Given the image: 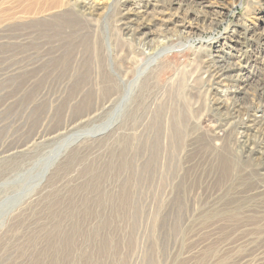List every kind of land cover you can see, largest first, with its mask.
Returning <instances> with one entry per match:
<instances>
[{"label": "rangeland", "instance_id": "obj_1", "mask_svg": "<svg viewBox=\"0 0 264 264\" xmlns=\"http://www.w3.org/2000/svg\"><path fill=\"white\" fill-rule=\"evenodd\" d=\"M92 1L96 15L93 27L87 29L69 9L45 19L35 17L64 0H0V75L11 69L14 56L28 57L34 35L61 42L87 35L86 47L92 35L93 40L113 37L119 22L128 16L137 18L141 7L148 11V20L164 17L155 14L153 0L122 4L120 0ZM178 2L187 5L188 13L184 10L180 16L190 20L197 14L202 20L205 15L220 12L224 21L220 33L229 25L230 29L236 27L235 23L248 25L257 33L264 30V0ZM172 7L175 10H169L168 17L178 5ZM129 9L133 14H126ZM216 34L209 32L206 36L216 45L214 48H221L223 40L218 44ZM21 40L25 45L20 48ZM246 45L251 65L246 92L251 93L264 83V42L251 38ZM180 47L161 55L159 63L167 73L160 80L158 75L153 76L146 94L147 108L180 73V92L186 97L188 94V101L197 103L199 109L189 111V126L181 127L179 137L170 136L164 123L143 128L138 121H128L106 135L84 138L69 148L70 134L27 155L0 162V264H264V175L259 170V157L244 159L229 142L198 130L196 124L208 112V99L216 92L208 94L199 86L198 92L188 91L189 74L185 70L192 64L197 69L201 57L196 58L188 46ZM26 74L0 81V153L18 148L35 133L57 132L73 113L58 109L41 129L40 120L49 104L36 102L34 90L18 92L30 73ZM8 101L11 103L7 105ZM148 130L151 135L142 138L139 133ZM130 139H136L134 143L144 153L146 164L138 180L123 182L122 175H117L109 163L116 161L124 142ZM60 145L68 149L54 162ZM49 163L53 166L45 183L34 186ZM98 165L104 172L99 186L93 175ZM112 168L110 178L115 184L105 186L109 176L106 170Z\"/></svg>", "mask_w": 264, "mask_h": 264}, {"label": "bare ground", "instance_id": "obj_2", "mask_svg": "<svg viewBox=\"0 0 264 264\" xmlns=\"http://www.w3.org/2000/svg\"><path fill=\"white\" fill-rule=\"evenodd\" d=\"M153 1L156 15L167 16L169 10L171 12L175 10L172 7L175 4L178 8L167 18L162 16L159 19L154 16L148 20V11L141 7L139 13H136L137 18L128 16L119 22L113 37L106 35L103 40L95 38L93 40L92 35V39L86 41L87 48L83 47L85 39L88 38L87 35L76 36L64 42L58 39L48 41L40 37L36 38L34 35L33 41L30 40L29 43L28 57L14 56L16 61L10 70L0 75V81L10 75L22 78L27 75L26 73H30L25 83L20 85L18 92L24 91L27 94L30 90H34L32 96L36 102L49 104L40 120L41 129L58 109L64 112L73 110V113L71 117L68 116L66 126L58 131L56 129L57 132L51 134L41 131L38 135L35 133L18 148L4 150L0 153V162L27 155L49 141L62 139L70 134L71 141L67 145L69 148L84 138L106 135L128 121H138V125L142 126L164 123L167 128L169 127L170 136L175 134L174 136L179 137L180 130L183 129L181 127L185 129L189 126L191 114L189 111L199 109L197 103L188 101L190 97L188 94L186 97V94L180 92L178 81L180 73L178 72L168 81L147 108L146 94L155 75H158L160 80L167 73L162 63H159L161 55L181 45V47L188 46L193 49L196 58L201 57L197 69L193 68L192 64L191 68L185 70L189 74L186 82L188 91L198 92L199 86L208 94L216 92L214 98L208 99L210 100L208 112L196 124L198 130L203 131L210 138L229 142L238 149L244 159L253 160V157L258 155L259 170L264 175V112L262 110L264 83L256 86L251 93L246 92L251 67L246 44L251 38L264 42V30L257 33L248 25L235 23L236 27L230 29L232 25H229L224 33H220L218 29L224 22L220 12H217L218 17L217 15H205L201 20L197 14L196 19L190 20L185 15L180 16L187 6L183 2H178L179 0ZM127 2L130 0H120L121 4ZM94 5L92 0L70 2L64 0L63 4L40 11L37 13L40 16L35 17L42 16L41 18L45 19L53 13L69 9L68 12L81 18L88 29L93 27V16L96 15ZM183 13L188 12L185 10ZM126 14H133L132 10H127ZM179 18L181 20L177 21ZM215 31L217 34L214 40H218V44L223 40L221 48H217L218 46L214 48L216 45L211 42L210 37H207L209 32L215 34ZM81 34L82 32L78 33V35ZM181 40H186L187 43L179 42ZM92 41L94 44L91 48ZM24 45L25 42L21 40L18 47L21 48ZM25 61L28 63L22 64ZM195 70L197 71L194 72ZM2 91L0 90V95ZM10 103L8 101L6 104ZM145 108V112L141 113V110ZM27 112L28 109L25 108V113ZM97 123L100 124L95 126L94 124ZM90 125L95 127L85 132L82 131ZM139 134H142L143 138V135H151V131ZM167 135L166 137L169 136ZM174 138L176 137L172 140ZM134 141L137 143L136 139L124 142L115 158L116 163L112 161V158L110 159L109 165L114 166L118 172L117 175H122L123 182H130L131 179L138 180V174L144 163L146 164L144 153L140 152L139 146ZM67 146H59L53 155L54 162L68 149ZM52 166L53 163H49L44 168L34 186H43ZM101 168L98 165L93 174L94 182L98 186L102 178L104 179V172ZM114 168L106 170L109 176L106 177L105 186H114L115 183L110 178Z\"/></svg>", "mask_w": 264, "mask_h": 264}]
</instances>
